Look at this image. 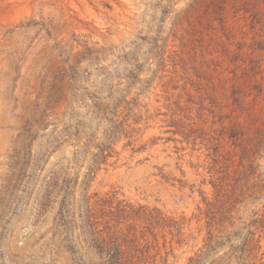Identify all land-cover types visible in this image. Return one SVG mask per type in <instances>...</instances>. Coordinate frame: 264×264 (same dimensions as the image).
<instances>
[{"label":"rangeland","instance_id":"rangeland-1","mask_svg":"<svg viewBox=\"0 0 264 264\" xmlns=\"http://www.w3.org/2000/svg\"><path fill=\"white\" fill-rule=\"evenodd\" d=\"M0 264H264V0H0Z\"/></svg>","mask_w":264,"mask_h":264}]
</instances>
